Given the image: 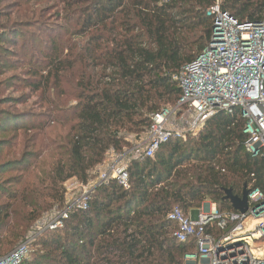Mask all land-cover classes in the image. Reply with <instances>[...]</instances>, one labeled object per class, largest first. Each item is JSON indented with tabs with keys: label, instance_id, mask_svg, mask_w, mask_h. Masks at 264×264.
Segmentation results:
<instances>
[{
	"label": "trees",
	"instance_id": "16d2710c",
	"mask_svg": "<svg viewBox=\"0 0 264 264\" xmlns=\"http://www.w3.org/2000/svg\"><path fill=\"white\" fill-rule=\"evenodd\" d=\"M219 1L221 10L240 22L263 16L264 0ZM216 2L89 0L77 9L71 29L88 37L77 58L92 73L75 106L79 123L72 129L67 160L55 170V184L62 188L74 178L86 184L109 151L129 145L123 131L141 136L153 114L177 103L181 91L173 76L210 43L214 18L209 9ZM62 54L53 46L45 59L58 76L71 65ZM99 68L101 75L93 72ZM7 118L6 125L26 129ZM244 127L220 113L198 138L163 144L154 159L129 169V190L117 180L97 188L88 209L72 213L61 229L45 234L39 250L23 264H184L194 247L176 241L175 226L167 219L173 207L190 214L210 201L225 213L233 210L223 200L225 190L241 197L245 186L264 188V160L244 151ZM63 202L61 195L56 204ZM11 212L9 205L0 206V252L27 229L14 230Z\"/></svg>",
	"mask_w": 264,
	"mask_h": 264
},
{
	"label": "built area",
	"instance_id": "2783aa9c",
	"mask_svg": "<svg viewBox=\"0 0 264 264\" xmlns=\"http://www.w3.org/2000/svg\"><path fill=\"white\" fill-rule=\"evenodd\" d=\"M209 15L214 18L210 43L173 76L181 91L177 103L153 114L146 131L137 140L126 138L129 145L122 151L106 154L96 170L97 182L83 186L81 194L56 214L50 231L61 229L72 213L86 211L96 189L111 180L129 190L133 164L154 159L172 139L198 138L220 113L244 123V151L264 160V11L258 21L240 22L223 12L217 0ZM247 198L249 208L244 214L220 213L210 201L197 210V219L178 206L170 210L167 219L175 226L176 241L194 247L185 255L184 264H264V188L251 185ZM40 225L0 257V264H23L41 234Z\"/></svg>",
	"mask_w": 264,
	"mask_h": 264
},
{
	"label": "rangeland",
	"instance_id": "374dc122",
	"mask_svg": "<svg viewBox=\"0 0 264 264\" xmlns=\"http://www.w3.org/2000/svg\"><path fill=\"white\" fill-rule=\"evenodd\" d=\"M88 1L0 0V206L12 207L10 224L15 231L27 228L11 247L2 248L1 256L41 224V234L30 250L34 255L39 240L52 232L56 214L81 194L83 186L98 180L97 168L86 184L74 178L61 188L54 179L58 163L67 160L72 129L79 123L75 106L92 73L77 58L88 37L71 29L76 27L77 9ZM53 46L63 52L66 65L71 64L59 76L45 62ZM93 72L101 75L103 68ZM6 117L26 129L6 125ZM1 129L8 132L3 134ZM121 135L137 140L135 134L123 131ZM61 195L62 207L56 204Z\"/></svg>",
	"mask_w": 264,
	"mask_h": 264
},
{
	"label": "water",
	"instance_id": "95a60500",
	"mask_svg": "<svg viewBox=\"0 0 264 264\" xmlns=\"http://www.w3.org/2000/svg\"><path fill=\"white\" fill-rule=\"evenodd\" d=\"M224 201H229L232 204V208L240 213H246L248 211V198H247V187H244L242 196L234 195L231 189L225 190Z\"/></svg>",
	"mask_w": 264,
	"mask_h": 264
},
{
	"label": "crops",
	"instance_id": "0c3cea01",
	"mask_svg": "<svg viewBox=\"0 0 264 264\" xmlns=\"http://www.w3.org/2000/svg\"><path fill=\"white\" fill-rule=\"evenodd\" d=\"M194 213H197V215H198V212H197V211L190 213V215H191V217H192L193 219H195V218H194ZM196 219H197V218H196Z\"/></svg>",
	"mask_w": 264,
	"mask_h": 264
}]
</instances>
